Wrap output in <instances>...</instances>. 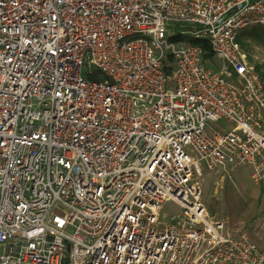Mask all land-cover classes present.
Wrapping results in <instances>:
<instances>
[{
	"label": "built area",
	"instance_id": "1",
	"mask_svg": "<svg viewBox=\"0 0 264 264\" xmlns=\"http://www.w3.org/2000/svg\"><path fill=\"white\" fill-rule=\"evenodd\" d=\"M256 24L264 0H0V264H264V216L211 215L199 179L264 185Z\"/></svg>",
	"mask_w": 264,
	"mask_h": 264
},
{
	"label": "rangeland",
	"instance_id": "2",
	"mask_svg": "<svg viewBox=\"0 0 264 264\" xmlns=\"http://www.w3.org/2000/svg\"><path fill=\"white\" fill-rule=\"evenodd\" d=\"M241 42L248 54L250 64L256 69L259 66L260 75L264 81V43L249 36H242ZM205 59L208 67L217 71L225 64L222 59L213 55ZM211 124L215 128L229 125L225 119ZM222 169L205 172L199 177L202 186V202L211 215L227 220L229 224L252 227V230L247 229L257 237L256 226L264 216V185H258L253 181L251 168L248 166H228V172ZM178 209L179 206L174 202H165V210L169 213Z\"/></svg>",
	"mask_w": 264,
	"mask_h": 264
},
{
	"label": "trees",
	"instance_id": "3",
	"mask_svg": "<svg viewBox=\"0 0 264 264\" xmlns=\"http://www.w3.org/2000/svg\"><path fill=\"white\" fill-rule=\"evenodd\" d=\"M242 36H249V37H251L254 40H257V41H260V42L264 43V26L261 25V24H256V25H253V26H250V27H247V28L243 29L240 32V35L238 37L240 43H243V42H241V37ZM183 39L186 42H188V43L199 44L204 50V58L212 57L210 44L208 43L207 40L191 38V37H188V36L183 37ZM257 69H258L257 71L260 73L259 66H257ZM261 77H262V75H261ZM262 80H263V78H262Z\"/></svg>",
	"mask_w": 264,
	"mask_h": 264
}]
</instances>
